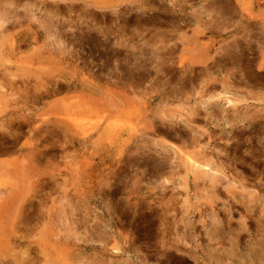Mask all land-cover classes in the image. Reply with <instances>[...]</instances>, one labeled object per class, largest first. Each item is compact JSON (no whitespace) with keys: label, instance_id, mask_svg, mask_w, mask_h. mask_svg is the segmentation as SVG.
Returning <instances> with one entry per match:
<instances>
[{"label":"rangeland","instance_id":"1","mask_svg":"<svg viewBox=\"0 0 264 264\" xmlns=\"http://www.w3.org/2000/svg\"><path fill=\"white\" fill-rule=\"evenodd\" d=\"M12 1L0 0L17 15L0 33L1 262L264 264V0ZM42 1L71 11L51 18ZM194 132L204 144L186 147ZM202 146L212 171L181 160Z\"/></svg>","mask_w":264,"mask_h":264},{"label":"bare ground","instance_id":"2","mask_svg":"<svg viewBox=\"0 0 264 264\" xmlns=\"http://www.w3.org/2000/svg\"><path fill=\"white\" fill-rule=\"evenodd\" d=\"M7 1H8V2H11V0H7ZM13 1H14V0H13ZM13 1H12V2H13ZM16 1H19V2H20V0H16ZM70 1H73V0H70ZM81 1H85V0H81ZM42 3H43V6L49 7V9H50V11H51V12H50V16H51V18H56V17L58 16V15H57L58 12H60V11H61V12L64 11L63 8L60 7V5H57V4H56V2H55L54 4H50V3L48 4L46 1H42ZM51 3H52V2H51ZM81 3H82V2H81ZM87 3H88V2H87ZM6 4H7V3H6ZM89 4H90V3H89ZM10 5H12V3H10ZM17 5H18V4H17ZM82 5H83V4H82ZM91 5H92V4H91ZM13 6H14V5H13ZM15 6H16V5H15ZM61 6H62V5H61ZM75 6H77V5H75ZM79 6H80V5H79ZM67 7L70 8L69 5H68ZM95 7H96V6H95ZM65 8H66V6H65ZM65 8H64V9H65ZM90 8H91V7H90ZM109 8H110V7H109ZM221 8H222V7H221ZM2 9H3V8H0V33L2 32L3 25H5V24H9V23H10V20H12V19H13L12 24H13V23L15 24V23H16L15 18L17 19V15H16V16H14V15L11 16L12 14L10 15V13H8V14H3L4 12L1 13V11H6V10H2ZM49 9H48V11H49ZM67 9H68V8H67ZM67 9H66V10H67ZM97 9H98V8H97ZM7 10H8V9H7ZM66 10L64 11L65 13H67ZM76 10H77V9H76ZM88 10H89V9H88ZM68 11H71V9H70V10L68 9ZM80 11H83V10H80ZM75 12H76V11H74V13H75ZM91 12H92V11H91ZM93 12H94V11H93ZM6 13H7V11H6ZM65 13H64V14H65ZM77 13H78V12H77ZM83 13H84V11H83ZM85 13H86V12H85ZM114 13H115V12H114ZM91 14H92V13H91ZM94 14H95V13H94ZM115 14H116V13H115ZM60 15H61V14H60ZM76 15H77V14H76ZM82 15H83V14H82ZM101 15H103V14H101ZM69 16H70V15H69ZM83 16H84V15H83ZM85 16H87V15H85ZM93 16H94V15H93ZM118 16H119V15H118ZM250 16H251V15H250ZM30 17H31V16H30ZM73 17H74V16H73ZM88 17L90 18V15H88ZM88 17H87L86 19H88ZM96 17H97V16H96ZM26 18H27V17H26ZM82 18H83V17H82ZM29 19H30V18H29ZM44 19H45V18H44ZM67 19H68V18H67ZM76 19H77V18H76ZM103 19H104V17H103ZM116 19H117V18H116ZM94 20H95V19H94ZM79 21H80V20H79ZM99 21H100V20H99ZM45 22H46V21H45ZM80 24H81V23H80ZM262 24H263V23H262ZM9 25H10V24H9ZM41 25L43 26V24H41ZM47 25H48V24H47ZM45 26H46V25H45ZM45 26H43V27H45ZM54 26H55V25H54ZM43 27H41V28L43 29ZM48 27H50V25H49ZM7 29H8V27L6 26V27L4 28L3 31H5V30H7ZM47 29H48V28H47ZM56 29H57V28H56ZM261 29H263V28L261 27ZM261 29H260V30H261ZM43 30H45V29H43ZM45 32H46V31H45ZM50 33H51V32H50ZM197 33H198V32H197ZM197 33H196V34H197ZM261 33H262V30H261ZM34 34H36V33L34 32ZM105 34H106V33H105ZM25 35H27V33L24 34V36H25ZM51 35H52V34H51ZM56 35H57V34H56ZM56 35H55V36H56ZM197 35H198V34H197ZM261 35L264 36V34H261ZM28 36H30V35H28ZM13 37H14V36H13ZM21 37H22V35H21ZM30 37H31V36H30ZM46 37H47V36H46ZM50 37H52V36H48V38L45 39V40H49ZM53 37H54V35H53ZM59 37H60V35H59ZM261 37H262V36H261ZM31 38H32L33 40H35V41L37 40L36 37H33V36H32ZM44 38H45V35H44ZM263 39H264V37H263ZM23 40H26V38H18L17 42L19 43L20 41L22 42ZM55 40H57V39H55ZM58 41H59V39H58ZM36 42H37V41H36ZM43 42H44V41H43ZM48 42H49V41H48ZM54 42H55V41H54ZM63 42H64V41H63ZM12 43H14V42H12ZM58 43H60V42H58ZM61 43H62V42H61ZM16 49H17V48H16ZM223 51H224V50H223ZM236 51H237V50H236ZM206 52H207V51H206ZM229 52H230V51H229ZM223 54H224V53H223ZM204 55H205V54H204ZM232 56H233V55H232ZM235 56H236V54H235ZM239 57H240V56H239ZM250 57H251V56H250ZM226 58H227V56H226ZM233 58H234V56H233ZM236 58H237V57H236ZM201 59H202V58H201ZM212 59H214V58H212ZM218 60H219V59H218ZM220 60H221V59H220ZM222 60H223V57H222ZM229 60H230V59H229ZM236 60H237V59H236ZM224 61H225V60H224ZM227 61H228V60H227ZM213 63H214V62H213ZM218 64H219V63H218ZM205 65H206V64H205ZM209 65L211 66L212 64H209ZM214 65H215V64H214ZM223 65H224V64H223ZM230 65H231V64H230ZM215 66H216V65H215ZM218 66H219V65H218ZM218 66H217V68H220V67H218ZM224 66H225V65H224ZM246 66H247V65H246ZM212 67H213V65H212ZM212 67H211V68H212ZM221 67H223V66H221ZM205 68H207V66H206ZM208 68H209V67H208ZM214 68H215V67H214ZM217 68H215V69H217ZM181 69H182V68H181ZM185 69H186V68H185ZM191 69H192V68H191ZM220 69H222V68H220ZM224 69H225V68H224ZM187 70H188V69H187ZM199 70H200V69H199ZM202 70H203V69H202ZM242 70H243V69H242ZM188 71H189V70H188ZM207 71H208V70H207ZM207 71H206V70L203 71V72H204L203 74H205V72L207 73ZM212 71H213V70H212ZM222 71H225V70H222ZM222 71H221V72H222ZM226 71H227V69H226ZM228 71H229V70H228ZM191 72H192V70H191ZM218 72L220 73V71H218ZM238 72H239V71H238ZM157 73H158V72H157ZM215 73H216V72H215ZM223 73H224V72H223ZM239 73H240V72H239ZM185 74H186V73H185ZM185 74H184V76H185ZM194 74H195V72H194ZM197 74H198V73H197ZM208 74H209V76H210V74H211V75L213 74L212 76H215V75H214V72H213V73H208ZM221 74H222V73H221ZM6 75H7V74H6ZM180 75H181V74H180ZM205 75H206V74H205ZM241 75H242V74H241ZM7 76H9V75H7ZM7 76H6V77H7ZM191 76H192V75H191ZM194 76H195V75H194ZM194 76H193V77H194ZM199 76H200V75H199ZM207 76H208V75H207ZM217 76H218V74H217ZM156 77H157V76H156ZM189 77H190V76H189ZM9 78L11 79L12 77L10 76V77H8V79H9ZM159 78H160V77H159ZM197 78H198V77H197ZM202 78H203V77H202ZM213 78H214V77H213ZM215 78H217V77H215ZM3 79H5V78H2V80H3ZM186 79H187V78H186ZM206 79H207V78H206ZM210 79H212L211 76H210ZM218 79H219V78H218ZM6 80H7V79H6ZM12 80H13V79H12ZM14 80H15V79H14ZM179 80H180V79H179ZM207 80H208V79H207ZM226 80H227V79H226ZM7 81H8V80H7ZM7 81H6V83H8ZM10 81H11V80H10ZM161 81H162V80H161ZM175 81H176V80H175ZM189 81H190V80H189ZM195 81H196V80H195ZM208 81H209V80H208ZM216 81H217V79H216ZM222 81H224V80H222ZM222 81L220 80V82H222ZM154 82H156V81H154ZM200 82H201V81H200ZM15 83H16V82H15ZM15 83H14V84H15ZM157 83L159 84V83H161V82H160V81H159V82L157 81ZM157 83H156V84H157ZM165 83H166V82H165ZM186 83H188V81H187ZM207 83H208V86L211 87V85H209V82H207ZM222 83H223V82H222ZM226 83H227V81H226ZM49 84H50V83H49ZM162 84H163V83H162ZM190 84H191V82H190ZM196 84H197V83H196ZM201 84H202V83H201ZM205 84H206V83H205ZM214 84H215V83H214ZM217 84H218V83H217ZM6 85H7V84H6ZM159 85H160V84H159ZM164 85H165V84H164ZM164 85H162V86H164ZM169 85L171 86V84H169ZM185 85H186V84H185ZM8 86H12V83H11V84L8 83ZM14 86H16V85H14ZM62 86H63V85H62ZM166 86H167V84H166ZM166 86H165V87H166ZM177 86H178V85H177ZM208 86H207V87H208ZM220 86H221V85H220ZM222 86H223V85H222ZM5 87H6V86H5ZM157 87H158V86H157ZM178 87H179V86H178ZM214 87H215V86H214ZM218 87H219V86H218ZM223 87H224V86H223ZM13 88H14V87H13ZM45 88H46V87H45ZM161 88H162V87H161ZM228 88H229V87H228ZM46 89H47V88H46ZM55 89H56V88H55ZM57 89H59V88H57ZM67 89H68V88H67ZM153 89H154V88H153ZM174 89H175V88H174ZM190 89H191V87H190ZM200 89H201V88H200ZM204 89H205V88H204ZM216 89H217V88H216ZM216 89H215V90H216ZM11 90H13V89H11ZM47 90H48V89H47ZM51 90H53V89H51ZM165 90H166V88H165ZM175 90H176V89H175ZM177 90H178V89H177ZM191 90H192V89H191ZM198 90H199V89H198ZM205 90H206V89H205ZM45 91H46V90H45ZM53 91H54V90H53ZM62 91H63V89H62ZM155 91H156V89H155ZM169 91H170V90H169ZM182 91H183V90H182ZM186 91H187V90H186ZM212 91H213V89H212ZM218 91H219V90H218ZM224 91H225V90H224ZM42 92H43V90H42ZM59 92H60V91H59ZM151 92H152V91H151ZM176 92H179V90L176 91ZM197 92H198V91H197ZM207 92H209V91H207ZM215 92H216V91H215ZM228 92H229V91H228ZM228 92H226V93H228ZM27 93H28V91H27ZM35 93H36V92H35ZM48 93H49V92H48ZM57 93H58V92H57ZM153 93H154V92H153ZM156 93H157V92H156ZM172 93H174V92H172ZM180 93H181V92H180ZM180 93H179V94H180ZM182 93H183V92H182ZM185 93H186V92H185ZM185 93H184V95H185ZM213 93H214V92H213ZM217 93H218V92H217ZM221 93H222V92H221ZM221 93H220V94H221ZM229 93H230V92H229ZM31 94H32V93H31ZM43 94H44V92H43ZM51 94H52V93H50V95H51ZM157 94H159V93H157ZM175 94H176V93H175ZM187 94H188V92H187ZM196 94H197V93H196ZM198 94H199V93H198ZM201 94H202V93H201ZM224 94H225V93H224ZM3 95H4V94H3ZM14 95H15V94H14ZM54 95H55V94H54ZM167 95H168V94H167ZM188 95H189V94H188ZM204 95H205V94H204ZM206 95H207V94H206ZM221 95H222V94H221ZM10 96H11V95H10ZM27 96H28V95H27ZM27 96H26V97H27ZM32 96H33V94H32ZM43 96H44V95H36L34 98L38 100V99H40V98H41V99L44 98ZM152 96H153V94H152ZM162 96H163V95H162ZM162 96H161V97H162ZM176 96H177V95H176ZM200 96H201V95H200ZM208 96H209V95H208ZM216 96H217V94H216ZM225 96H226V95H225ZM21 97H23V96H21ZM51 97H52V96H51ZM150 97H151V96H150ZM166 97H167V96H166ZM171 97H172V96H170V98H171ZM179 97H181V96L179 95ZM186 97H187V96H186ZM186 97H185V98H186ZM189 97H190V95H189ZM220 97H221V96H220ZM16 98H17V97H16ZM24 98H25V97H24ZM24 98H23V99H24ZM29 98H32V97L29 96ZM152 98H156V97L153 96ZM164 98H165V97H164ZM170 98H169V99H170ZM172 98L174 99V94H173V97H172ZM175 98H176V97H175ZM0 99H1V98H0ZM20 99H21V98H20ZM20 99H19V100H20ZM25 99H26V98H25ZM32 99H33V98H32ZM161 99H163V98H161ZM167 99H168V98H167ZM167 99H165V100L167 101ZM176 99L179 100V98H176ZM176 99H174V100L176 101ZM180 99H181V98H180ZM183 99H184V98H183ZM186 99H187V98H186ZM193 99H194V98H193ZM218 99H220V98H218ZM1 100H2V99H1ZM6 100H7V99H6ZM30 100H31V99H29V102H30ZM37 100H36V101H37ZM45 100H46V99H45ZM151 100H152V99H151ZM153 100H155V99H153ZM171 100H172V99H171ZM187 100H189V99H187ZM194 100H195V99H194ZM201 100L203 101V99H201ZM229 100H230V99H229ZM16 101H17V100H16ZM38 101H39V100H38ZM47 101H48V100H47ZM168 101H169V100H168ZM182 101H183V100H182ZM182 101H181V102H182ZM196 101H197V100H196ZM205 101H206V100H205ZM31 102H32V101H31ZM34 102H35V101H34ZM40 102H41V101H40ZM44 102L46 103V101H44ZM148 102H149V101H148ZM158 102H159V101H158ZM170 102H171V101H170ZM186 102H187V101H186ZM186 102H185V104H186ZM198 102H199V100H198ZM227 102H228V101H227ZM230 102H232V101H230ZM5 103H6V102H5ZM10 103H11V102H10ZM16 103H17V102H15V104H16ZM142 103H143V102H142ZM145 103H146V102H145ZM160 103H161V102H160ZM166 103H167V102H166ZM168 103H169V102H168ZM203 103H204V101H203ZM216 103H217V102H216ZM12 104H14V101H13ZM33 104H34V103H33ZM136 104H137V103H136ZM150 104H151V103H150ZM163 104H164V103H163ZM173 104H175V102H174ZM173 104H172V105H173ZM192 104L194 105V103H192ZM201 104H202V103H201ZM214 104H215V103H214ZM51 105H52V104H51ZM137 105H138V104H137ZM161 105H162V104H161ZM165 105H166V104H165ZM165 105H162V106L165 107ZM193 105H191V106L194 107L195 105H194V106H193ZM219 105H220V104H219ZM156 106H157V105H156ZM189 106H190V104H189ZM201 106H203V105H201ZM220 106H221V105H220ZM4 107H5V106H4ZM11 107H12V106H11ZM25 107H26V106H25ZM174 107H175V106H174ZM195 107H196V106H195ZM5 108H6V107H5ZM165 108H167V107H165ZM203 108H204V106H203ZM208 108H209V107H208ZM208 108H207V111H209ZM211 108H212V107H211ZM31 109H33V108H31ZM160 109H161V108H160ZM172 109H173V108H172ZM174 109H175V108H174ZM178 109H179V108H178ZM178 109H175V110H178ZM209 109H210V108H209ZM213 109H214V108H213ZM4 110H5V109H4ZM22 110H23V109H22ZM22 110H21V111H22ZM161 110L163 111V109H161ZM182 110H183V109H182ZM184 110H185V109H184ZM200 110H201V108H200ZM202 110H204V109H202ZM17 111H18V110H17ZM21 111H20V112H21ZM23 111H24V110H23ZM26 111H28V110H26ZM152 111H154V110H152ZM186 111H187V110H186ZM191 111H192V110H191ZM213 111H214V110H213ZM220 111H221V110H220ZM150 112H151V111H150ZM159 112H160V110H159ZM167 112H168V111H167ZM188 112H189V111H188ZM201 112H202V111H201ZM216 112H217V111H215V113H216ZM222 112H223V111H222ZM24 113H25V111H24ZM30 113H32V112H30ZM143 113H144V112L142 111V114H143ZM152 113H153V112H152ZM154 113H155V112H154ZM209 113H210V112H209ZM215 113H214V114H215ZM219 113H221V112H219ZM223 113H224V112H223ZM223 113H222V114H223ZM237 113H238V111H237ZM33 114H34V112H33ZM142 114H141V112H140V115H139L140 118H138L137 120H139V119H143V118H144V116H141ZM156 114H157V113H156ZM156 114H155V115H156ZM189 114L191 115V117H194V116H195L194 113H191V112H190ZM207 114H208V113H207ZM212 114H213V113H212ZM214 114H213V116H214ZM216 114H217V113H216ZM12 115H13V113H12ZM25 115H26V114H25ZM31 115H32V114H31ZM34 115H35V114H34ZM34 115H33V116H34ZM160 115H161V114H160ZM170 115H171V114H170ZM183 115H184V114H183ZM190 115H189V116H190ZM196 115H197V113H196ZM238 115H239V113H238ZM10 116H11V114H10ZM17 116L19 117V115H17ZM35 116H36V115H35ZM157 116H158V114H157ZM198 116H200V115H198ZM217 116H220V117H221V115H217ZM217 116H216V118H218ZM146 117H148V116L146 115ZM158 117H160V116H158ZM173 117H174V116H173ZM200 117H201V116H200ZM202 117H203V115H202ZM206 117H207V116H206ZM209 117H210V116H209ZM25 118H26V117H25ZM29 118H32V117L30 116ZM29 118H28V119H29ZM163 118H164V117H163ZM168 118H169V117H168ZM170 118H171V117H170ZM170 118H169V120H170ZM181 118H182V117H181ZM188 118H189V117H188ZM216 118H215V119H216ZM19 119H20V118H19ZM23 119H24V118H23ZM209 119H210V118H209ZM209 119H208V120H209ZM211 119H212V118H211ZM211 119H210V120H211ZM213 119H214V118H213ZM134 120H135V119H134ZM153 120H155V119H153ZM188 120H189V119H188ZM190 120H191V119H190ZM190 120H189V121H190ZM216 120H217V119H216ZM216 120L214 121V123L216 122ZM233 120H234V119H233ZM14 121H15V123L18 124V122H16L17 120L14 119ZM21 121H22V120H21ZM135 121H136V120H135ZM161 121H162V120H161ZM201 121H202V120H201ZM221 121H222V117H221ZM223 121H224V119H223ZM241 121H242V120H241ZM251 121H252V120H251ZM22 122H23V121H22ZM28 122H29V121H28ZM30 122H31V121H30ZM30 122H29V123H30ZM152 122H153V121H152ZM152 122H151V123H152ZM195 122H196V121H195ZM199 122H200V121H199ZM203 122H204V121H203ZM205 122H206V121H205ZM205 122H204V124H205ZM234 122H235V121H234ZM134 123H135L136 126H133V127H134V128L138 127L139 124H138V123L136 124V122H134ZM163 123L166 124L165 122L162 121V124H163ZM210 123H212V122H210ZM6 124H8V123H6ZM10 124H13V123H10ZM144 124H145V123H143V127L145 126ZM153 124H154V122H153ZM170 124H172V123H170ZM190 124H191V123H190ZM150 125L152 126V124H150ZM191 125H192V124H191ZM196 125H198V124H196ZM196 125H195V126H196ZM215 125H218V124H215ZM215 125H214V127H215ZM14 126H15V124H14ZM16 126H17V125H16ZM153 126H154V125H153ZM180 126H181V125H180ZM192 126H193V125H192ZM226 126H227V125H226ZM17 127L19 128V126H17ZM17 127H16V128H17ZM20 127H21V126H20ZM131 127H132V126H131ZM131 127H130V128H131ZM133 127H132V128H133ZM181 127H182V126H181ZM190 127H191V126H190ZM218 127H219V125H218ZM147 128L149 129L150 127L147 126ZM167 128H168L169 130H168ZM178 128H179V127H178ZM209 128H210V127L208 126V128H207L206 130H208ZM141 129H142V130H146V128L143 129L142 127H141ZM241 129H242V128H241ZM250 129H251V128H250ZM20 130H21V129H20ZM135 130H136V129H135ZM179 130H180V129H179ZM191 130L194 131V129H193L192 127H191ZM206 130H205L204 133H206ZM221 130L224 131V129H222V128H221ZM232 130H233V129H232ZM252 130H253V129H252ZM127 131H128V130H127ZM127 131H126V132H127ZM138 131H139V130H137L136 132H138ZM157 131H158L157 129H154V132H153V133H156ZM211 131H212V130H211ZM215 131H216V130H215ZM233 131H235V130H233ZM240 131H241V130H240ZM189 132H190V131H189ZM195 132H196V134L198 135L199 131L196 130ZM195 132H194V135L196 136ZM235 132H236V131H235ZM13 133H14L13 135H15V132H13ZM147 133H148V132H147ZM211 133H212V132H211ZM231 133H232V132H231ZM233 133H234V132H233ZM236 133H237V132H236ZM129 134H130V132H129ZM131 134H133V133H131ZM131 134H130V135H131ZM137 134H138V133H137ZM163 134H165V136H166V134H167L166 137L169 136V137H171V138H173V139H174V138L176 139V137H182V136H180L181 134L178 133V130L175 131L173 128L168 127V126L165 128ZM199 134H201V133H199ZM212 134H214V133H212ZM217 134H219V133H217ZM234 134H235V133H234ZM237 134H238V133H237ZM20 135H21V134H20ZM133 135H135V133H134ZM144 135H147V134L144 133ZM152 135H154V134H152ZM189 135H190V137H189L190 139L187 140V146H186V147H189V148H192V147H193V148H195V147H199V144H202V143H198V141H197V137H198L199 135L196 136V138L194 137V135L192 136L190 133H189ZM203 135H204V134L202 133V136H203ZM214 135H215V134H214ZM214 135H213V137H214ZM136 136H137V135H136ZM186 136H187V135H186ZM217 136H218V135H217ZM10 137H12V136H10ZM161 137H162V136H161ZM199 137H200V136H199ZM203 137H204V136H203ZM213 137H212V138H213ZM215 137H216V135H215ZM215 137H214V138H215ZM18 138H19V136H18ZM127 138H128V137H127ZM182 138H183V137H182ZM200 138H201V137H200ZM200 138H199V139H200ZM205 138H206V137H205ZM208 138H209V135H208ZM214 138H213V139H214ZM16 139H17V138H16ZM164 139H165V138H164ZM186 139H187V138H186ZM186 139H185V140H186ZM199 139H198V140H199ZM203 139H204V138H203ZM12 140H13V137H12ZM135 140H136V139H135ZM135 140H134V141H135ZM183 140H184V138H183ZM185 140H184V141H185ZM205 140H206V139H205ZM210 140H211V137H210ZM200 141H202V140H200ZM203 141H204V140H203ZM203 141H202V142H203ZM182 142H183V141H182ZM147 143H148V142H147ZM154 143H155V142H154ZM213 143H214V142H213ZM203 144H204V143H203ZM203 144H202V145H203ZM207 144H208V143H207ZM207 144H206V145H207ZM209 144H211V143L209 142ZM263 144H264V143H263ZM138 145H140V144H138ZM183 145H184V143H183ZM185 145H186V144H185ZM147 146H148V145H147ZM200 146H201V145H200ZM238 146L240 147L239 142H238ZM204 147H205V146H204ZM208 147H209V146H208ZM210 147H211V146H210ZM210 147H209V148H210ZM0 148H1V147H0ZM160 148L163 149V146H160ZM184 148H185V147H184ZM211 148H212V147H211ZM215 148H216V146H215ZM228 148H229V147H228ZM203 149H205V148H203V146H202V148H201L200 150H198V149L196 150V149H195L197 152H196V151H194V152H193V151H188V152L185 151V152L180 153V154H182V157H181L182 162H184V164H186V165H189V168H190L191 170H192L193 168H198V167H200V166H201V167H205V168L208 167V169H206L207 171L211 170V168H213L212 166L210 167V166H202V165H201L202 163H204L203 160L205 159V157H204L205 153H204ZM218 149H220V148H218ZM205 150H207V149H205ZM216 150H217V149H216ZM217 151H219V150H217ZM221 151H222V150H221ZM0 152H1V151H0ZM4 152H6V151L4 150ZM207 152H208V151H207ZM212 152H213V150L210 151V153H211L212 155L215 156V153H212ZM210 153H209V154H210ZM207 154H208V153H207ZM173 155H174V154H173ZM177 156H178V154H177ZM179 156H180V155H179ZM250 156H251V155H250ZM162 157H163V156H162ZM173 158H174V157H173ZM217 158H219V155H217ZM175 159H176V158H175ZM179 160H180V159H179ZM206 160H207V159H206ZM211 160H212V158H211ZM175 161H176V160H175ZM241 161H242V160H241ZM171 162H173V161H171ZM182 162H181V163H182ZM201 162H202V163H201ZM208 162H209V161H207V163H208ZM211 162H212V161H211ZM236 162H237V161H236ZM207 163H206V164H207ZM2 164H3V163H2ZM170 164H171V163H170ZM204 164H205V163H204ZM206 164H205V165H206ZM180 165H181V164H180ZM186 165H185V166H186ZM199 165H200V166H199ZM209 165H210V164H209ZM171 166H172V165H171ZM171 166H170V167H171ZM176 167H179V166H176ZM176 167H175V168H176ZM186 167H187V166H186ZM234 167H235V166H234ZM162 169H163V166H162ZM170 169H171V168H170ZM160 170H161V169H160ZM163 170H164V172H165V169H163ZM193 170H194V169H193ZM206 170H205V171H206ZM196 171H197V170H196ZM196 171H195V172H196ZM200 171H201V172H200ZM200 171H199L198 173H203L201 169H200ZM211 171H212V170H211ZM159 172H160V171H159ZM218 172H219V171H218ZM157 173H158V172H157ZM209 173H210V172H209ZM215 173H216V172H215ZM219 173H220V172H219ZM193 174H194V172H193ZM204 174H205V172L203 173V175H204ZM194 175H196V174H194ZM201 175H202V174H201ZM219 175H220V174H219ZM197 176H199V175H197ZM217 176H218V175H217ZM217 176H216V177H217ZM200 177H201V176H200ZM214 178H215V177H212L211 180L213 181ZM218 178H219V177H218ZM195 179H196V178H195ZM198 179H199V178H198ZM220 179H221V178H220ZM212 184H213V183H212ZM260 187H261V186H260ZM20 209H21V208H20ZM64 211H65V210H64ZM20 213H21V212H20ZM63 213L65 214V212H63ZM65 216H67V215H65ZM67 217H68V216H67ZM15 224H16V223H15ZM17 226H19V225L17 224ZM13 227H14V226H13ZM27 228H28V227H27ZM214 228H215V227H214ZM257 228H258V227H257ZM48 229H49V228H48ZM260 229H261V228H260ZM260 229H259V230H260ZM19 230H20V229H19ZM19 230H17V231H19ZM27 230H28V229H27ZM32 231H34V230H32ZM14 232H15V231H14ZM27 232H28V231H27ZM4 234H5V233H4ZM2 236H3V235H2ZM2 236H1V237H2ZM4 237H6V234H5ZM10 237H12V235H11ZM12 238H13V237H12ZM14 238H15V237H14ZM16 238H17V237H16ZM1 239H3V237H2ZM20 239H21V238H20ZM29 239H30V238H29ZM214 239H215V238H214ZM16 240H17V239H16ZM263 240H264V239H263ZM9 241H10V240H9ZM11 241H12V239H11ZM20 241H21V240H20ZM23 241H25V240H23ZM5 242H6V241H5ZM7 242H8V240H7ZM27 242H28V240H27ZM27 242H26V243H27ZM30 242H32V241H30ZM24 243H25V242H24ZM24 243H23V244H24ZM26 243H25V244H26ZM33 243H34V242H33ZM33 243H32V244H33ZM38 243H39V242H38ZM261 243H262V242H261ZM12 244H13V243H11V245H12ZM19 244H20V243H19ZM28 244H29V242L27 243V245H28ZM30 244H31V243H30ZM32 244H31V245H32ZM14 245H15V244H14ZM27 245H26V246H27ZM31 245H30V246H31ZM62 245H63V244H62ZM2 246H3V244H2V240H1V242H0V249L2 248ZM42 246H43V245H42ZM11 247H12V246H11ZM33 247H34V246H33ZM36 247H37V246H36ZM36 247H35V248H36ZM46 247H47V246H46ZM63 247H64V246H63ZM65 247H66V246H65ZM197 247H198V246H197ZM29 248H30V250L32 249L31 247H29ZM29 248H28V249H29ZM28 249H26V250H28ZM3 250H4V249H3ZM11 250H12V249H11ZM30 250H29V251H30ZM5 251H6V249H5ZM8 251H9V250H8ZM12 251H13V250H12ZM31 252H32V250H31ZM46 252H47V250H46ZM46 252H45L44 254H46ZM61 252H62V251H61ZM6 253H7V252H6ZM28 253H29V252H28ZM48 253H49V252H48ZM211 253H212V252H211ZM2 254H3V253H2ZM12 255H13V254H12ZM30 255H31V253H30ZM48 255H49V254H48ZM62 255H63V254H62ZM190 255H191V254H190ZM6 256H8V255H6ZM27 256H28V255H27ZM56 256H57V254H56ZM60 256H61V255H60ZM64 256H65V255H64ZM0 257H1V255H0ZM12 257H13V256H12ZM49 257H50V255H49ZM262 257H263V256H262ZM2 258H5V257H1V259H2ZM13 258H14V257H13ZM17 258H18V257H17ZM50 258H51V257H50ZM263 258H264V257H263ZM192 259H193V257H192ZM44 260H45V259H44ZM7 261H8V260H7ZM49 261H50V260H49ZM53 261H56V260H53ZM219 261H220V260H219ZM9 262H10V260H9ZM44 262H45V261H44ZM47 262H48V261H47ZM59 262H60V261H59ZM215 262H216V261H215ZM0 263H1V264H4V261L1 262V260H0ZM23 263H24V262H23ZM26 263H27V262H26ZM45 263H46V262H45ZM31 264H33V263H31ZM43 264H44V263H43ZM48 264H49V263H48ZM222 264H223V263H222ZM230 264H231V263H230Z\"/></svg>","mask_w":264,"mask_h":264}]
</instances>
